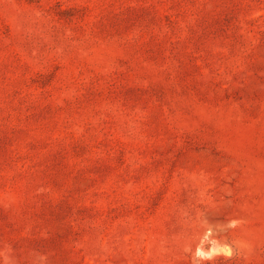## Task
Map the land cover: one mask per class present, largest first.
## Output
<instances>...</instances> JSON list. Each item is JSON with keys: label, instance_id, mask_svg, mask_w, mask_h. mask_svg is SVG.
Listing matches in <instances>:
<instances>
[{"label": "rangeland", "instance_id": "374dc122", "mask_svg": "<svg viewBox=\"0 0 264 264\" xmlns=\"http://www.w3.org/2000/svg\"><path fill=\"white\" fill-rule=\"evenodd\" d=\"M0 264H264V0H0Z\"/></svg>", "mask_w": 264, "mask_h": 264}]
</instances>
